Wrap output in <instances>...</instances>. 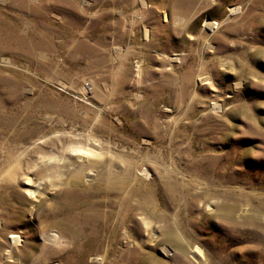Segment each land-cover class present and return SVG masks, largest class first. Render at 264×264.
<instances>
[{
	"label": "rangeland",
	"instance_id": "1",
	"mask_svg": "<svg viewBox=\"0 0 264 264\" xmlns=\"http://www.w3.org/2000/svg\"><path fill=\"white\" fill-rule=\"evenodd\" d=\"M0 98V264H264V0H0Z\"/></svg>",
	"mask_w": 264,
	"mask_h": 264
},
{
	"label": "bare ground",
	"instance_id": "2",
	"mask_svg": "<svg viewBox=\"0 0 264 264\" xmlns=\"http://www.w3.org/2000/svg\"><path fill=\"white\" fill-rule=\"evenodd\" d=\"M208 25H210V27H211L212 26V23L209 22ZM3 105H4V102L0 98V108H3ZM88 140H90V139L87 138V141ZM92 142H93V146H91L90 144H85L84 145L85 148L84 147H79V148H76L75 150H73L76 153V158L79 161L85 163L86 165H90L91 161H95L96 160V157H100L103 154V148L100 147L99 140H97V139L94 138L92 140ZM87 145L89 147H87ZM49 169L52 170L51 168H49ZM117 171H118V167L116 165H114V164H112L110 162L107 163L106 172L108 174H115ZM26 192L29 193V195L32 196V197H35V195H36L35 194L36 190L26 189ZM10 238L12 239L13 242L17 241V236H15V235L11 236ZM46 240L50 241L53 244H61L62 243L61 238L59 237V235H56V234H52V235L50 234V236Z\"/></svg>",
	"mask_w": 264,
	"mask_h": 264
}]
</instances>
